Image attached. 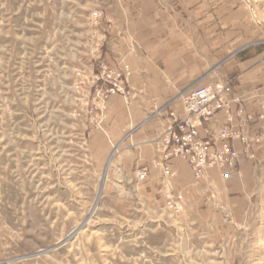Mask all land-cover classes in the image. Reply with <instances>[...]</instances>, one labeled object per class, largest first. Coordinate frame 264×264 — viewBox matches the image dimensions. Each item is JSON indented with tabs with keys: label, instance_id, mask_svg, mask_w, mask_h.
Wrapping results in <instances>:
<instances>
[{
	"label": "rangeland",
	"instance_id": "1",
	"mask_svg": "<svg viewBox=\"0 0 264 264\" xmlns=\"http://www.w3.org/2000/svg\"><path fill=\"white\" fill-rule=\"evenodd\" d=\"M109 7L0 0V264H264V150L239 210L153 197L138 158L133 175L119 163L109 124L122 106L129 134L135 98L129 67L105 56Z\"/></svg>",
	"mask_w": 264,
	"mask_h": 264
},
{
	"label": "crops",
	"instance_id": "2",
	"mask_svg": "<svg viewBox=\"0 0 264 264\" xmlns=\"http://www.w3.org/2000/svg\"><path fill=\"white\" fill-rule=\"evenodd\" d=\"M107 1L105 56L112 64L129 67L135 98L127 109L130 133L121 105L109 124L120 148L119 163L131 169L136 157L139 166L148 167L153 197L171 190L183 195L186 206L197 208V198L213 193L226 209H242L243 196L238 194L253 168L240 141L234 146L241 162L227 178L229 169L218 168L196 180L191 166L179 158L171 159L166 174L153 161L159 156L157 138L172 125L170 113L185 116L180 97L185 91L228 80L246 111H258L264 97V13L252 12L243 0ZM223 118L219 115L220 122ZM262 127L263 122L253 124V135ZM199 129L203 134L202 126ZM261 146L253 147L255 158L264 150Z\"/></svg>",
	"mask_w": 264,
	"mask_h": 264
},
{
	"label": "built area",
	"instance_id": "3",
	"mask_svg": "<svg viewBox=\"0 0 264 264\" xmlns=\"http://www.w3.org/2000/svg\"><path fill=\"white\" fill-rule=\"evenodd\" d=\"M180 97L185 116L180 118L175 112L170 113L172 125L157 140L161 153L160 160L155 161L156 166L169 174L171 159L179 158L191 166L196 180L212 169L232 172L241 161L235 141L244 145L250 159L255 158L253 147L264 142V131L251 137L250 125L264 122V97L258 111L248 113L244 100L234 93L231 82L223 79L185 91ZM221 114L224 118L220 122ZM147 172V167L139 170L143 177Z\"/></svg>",
	"mask_w": 264,
	"mask_h": 264
},
{
	"label": "water",
	"instance_id": "4",
	"mask_svg": "<svg viewBox=\"0 0 264 264\" xmlns=\"http://www.w3.org/2000/svg\"><path fill=\"white\" fill-rule=\"evenodd\" d=\"M77 230L78 229H76V231L75 232H77ZM73 237V235H70L69 236V239L70 238H72ZM51 249H49V250H45V251H40V252H38V253H35V254H32V255H28V256H26V257H24V258H31V257H35V256H37V255H39V254H41L42 252H49Z\"/></svg>",
	"mask_w": 264,
	"mask_h": 264
}]
</instances>
